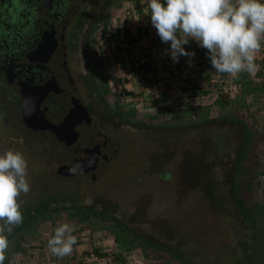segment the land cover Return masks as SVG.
<instances>
[{"label": "rangeland", "instance_id": "obj_1", "mask_svg": "<svg viewBox=\"0 0 264 264\" xmlns=\"http://www.w3.org/2000/svg\"><path fill=\"white\" fill-rule=\"evenodd\" d=\"M128 8L151 14L146 0H113L100 25V64L112 107L140 126L116 131L121 146L97 180L59 175L58 154L29 138L22 142L15 132H0V154L19 151L27 160L31 190L18 200L22 212L34 211L9 240L5 264H100L93 258L112 257L115 251L112 264H185L176 252L199 258L206 243V259L223 258L228 264L241 251L237 227L225 221L238 199L261 241L253 264H264V40L255 74L219 78L207 50L202 56L191 49L206 60V68L192 73L196 99L173 109L163 101L140 102L135 93L148 97L152 87L139 80L121 88L118 78L128 82L123 76L130 74L122 55L106 48V43H121L113 32ZM195 56L180 58L192 65ZM232 123L247 128L246 145L239 142V132L224 127ZM65 222L75 229L77 243L70 256L58 259L47 245Z\"/></svg>", "mask_w": 264, "mask_h": 264}, {"label": "flooded vegetation", "instance_id": "obj_2", "mask_svg": "<svg viewBox=\"0 0 264 264\" xmlns=\"http://www.w3.org/2000/svg\"><path fill=\"white\" fill-rule=\"evenodd\" d=\"M112 2L0 0V132L51 149L68 178L97 180L116 131L140 126L106 93L98 36Z\"/></svg>", "mask_w": 264, "mask_h": 264}, {"label": "clouds", "instance_id": "obj_3", "mask_svg": "<svg viewBox=\"0 0 264 264\" xmlns=\"http://www.w3.org/2000/svg\"><path fill=\"white\" fill-rule=\"evenodd\" d=\"M151 24L163 43H169L174 63L180 56L194 57L184 45L194 40L207 50L217 73L237 77L241 72L255 74L256 53L264 40V2L261 0H146ZM31 190L28 163L19 151L0 154V264H5L8 236L23 222L18 198ZM67 222L54 230L48 249L58 259L70 256L77 237ZM7 233V235H5Z\"/></svg>", "mask_w": 264, "mask_h": 264}, {"label": "built area", "instance_id": "obj_4", "mask_svg": "<svg viewBox=\"0 0 264 264\" xmlns=\"http://www.w3.org/2000/svg\"><path fill=\"white\" fill-rule=\"evenodd\" d=\"M125 17L121 25L114 27L115 34H119V42L106 43L108 51H113L121 54V63L123 69H125L130 76H124L125 80L118 81V84L124 86L125 89L130 84H136L137 81H141L143 85H149L152 87V91L147 96L142 98L140 92L135 93L136 100L140 102H153V104H161L163 101L165 105H168L170 109H173L178 105L190 104L196 98L194 95V88L196 87V81L192 79V73L194 71H200L206 68L205 58L195 56V61L190 65L189 62L179 58V62L174 63L170 54V44L163 43L160 37L157 35L156 29L151 24V17L149 13L139 14L135 10L129 8L124 11ZM133 24V25H132ZM131 26L138 27L134 32L131 30ZM141 30L144 33L141 34ZM109 36V35H108ZM108 42V40L106 41ZM110 46L111 49H110ZM197 46L189 40L188 44L184 45L186 51L190 52L191 49H195ZM110 49V50H109ZM118 49H120L118 52ZM108 58V57H107ZM109 61V60H108ZM111 62H114L111 61ZM202 71V70H201ZM147 73L148 75H145ZM134 74V75H133ZM224 74L218 73V77H225ZM146 76V77H145ZM228 76V75H226ZM122 77V76H121ZM120 82V83H119ZM206 89H209L205 85ZM183 90H186L185 92ZM196 91V89H195ZM210 94V93H209ZM204 96L202 100H207L208 95ZM215 96L219 97V89L215 90ZM121 95L123 98L128 99L126 91L122 90ZM140 95V96H139ZM216 99V98H214ZM81 255V253H79ZM92 254V258H93ZM100 264H112L114 257L93 258ZM28 264H32L28 263Z\"/></svg>", "mask_w": 264, "mask_h": 264}, {"label": "trees", "instance_id": "obj_5", "mask_svg": "<svg viewBox=\"0 0 264 264\" xmlns=\"http://www.w3.org/2000/svg\"><path fill=\"white\" fill-rule=\"evenodd\" d=\"M238 128L236 127H231L230 125L228 126H224L227 129L229 128L230 131H235L237 129V131L235 132H239V142H241V145H246V143L248 142V136H249V132L247 130V128H243L241 125H239L237 123L236 125ZM225 130V129H224ZM241 130V132H240ZM243 143V144H242ZM239 156H243V152H241V150L239 151ZM239 163V162H238ZM235 206H236V210L230 211L228 212L229 215L227 216V219L225 218V221L228 222H234V226L237 227V233H236V238L238 241V249H241V251L238 252L236 259H233L231 261V263L228 264H253L254 259L257 257L258 253L260 252V247H261V241L258 238V232L257 230L251 226V221L249 220V217L247 216V212L245 211L244 205L242 204V202L238 199L237 201H234ZM54 204V203H53ZM51 207V205L48 206H42V208H46L49 209ZM76 210H81L84 211L83 209L79 208V207H73ZM31 211L34 212L32 209L29 210L28 212H22L23 213V222L16 226L12 232L11 235L8 236V239H12L13 237H15L25 226L28 225V222L31 221L33 219V215L31 214ZM84 211V215L86 214ZM254 230V231H253ZM5 235H7V233H5ZM197 247H195L194 249H197ZM208 248H210V246L208 245V243L204 244L203 247L201 248L200 252L196 255H199L201 257H188L187 254L185 252L182 253V251L178 250V252H176L178 258L185 263V264H227L226 261L223 258H207L206 259V254H205V250H207ZM195 251V250H194ZM117 253V251H115L114 253H112L113 256H115ZM117 257V256H116ZM204 258V259H203ZM213 259V260H212ZM208 260V261H207Z\"/></svg>", "mask_w": 264, "mask_h": 264}, {"label": "crops", "instance_id": "obj_6", "mask_svg": "<svg viewBox=\"0 0 264 264\" xmlns=\"http://www.w3.org/2000/svg\"><path fill=\"white\" fill-rule=\"evenodd\" d=\"M137 29H138V27H135V26H133V28L131 27V30L134 31V32H135ZM142 33H144L143 30H141V34H142ZM191 40H192V39H191ZM196 46H197V47L195 48V51H196V52H199V53L202 54V56H203V54L206 52V51H205L206 49H203V48L199 47L198 44H196ZM190 52H191V51H190ZM123 77H124V76H123ZM118 80L120 81V80H122V79L118 78Z\"/></svg>", "mask_w": 264, "mask_h": 264}, {"label": "water", "instance_id": "obj_7", "mask_svg": "<svg viewBox=\"0 0 264 264\" xmlns=\"http://www.w3.org/2000/svg\"><path fill=\"white\" fill-rule=\"evenodd\" d=\"M25 121L27 122L28 121V109L26 108V106H25ZM29 123V122H28ZM50 128L52 129V130H56V128L55 127H53V126H50ZM54 133H59V132H54ZM65 133V132H64ZM65 175H67V174H65Z\"/></svg>", "mask_w": 264, "mask_h": 264}]
</instances>
